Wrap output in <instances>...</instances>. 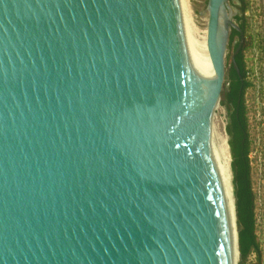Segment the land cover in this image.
Listing matches in <instances>:
<instances>
[{"label": "water", "instance_id": "95a60500", "mask_svg": "<svg viewBox=\"0 0 264 264\" xmlns=\"http://www.w3.org/2000/svg\"><path fill=\"white\" fill-rule=\"evenodd\" d=\"M229 2L203 78L182 0H0V264H236Z\"/></svg>", "mask_w": 264, "mask_h": 264}, {"label": "rangeland", "instance_id": "374dc122", "mask_svg": "<svg viewBox=\"0 0 264 264\" xmlns=\"http://www.w3.org/2000/svg\"><path fill=\"white\" fill-rule=\"evenodd\" d=\"M185 2L192 22L203 34L208 30L209 0H185ZM229 4L234 22L239 26L244 23L242 47H245L243 60L247 71L248 86L244 89L242 98L246 129L241 134L235 131L239 90L233 59L237 54L242 36L240 33H235L234 29L231 31L226 53L225 88L213 123L218 122L225 133L229 148L231 147L229 150L232 158L231 167L236 204L238 201L236 190L240 188L243 169L239 173V181H235L238 164L237 166L233 164L234 157L230 141L235 139L239 148L238 142L247 144L248 182L252 192V221L258 251L254 247H249L248 254L243 258L238 246L237 264H264V0H244V3L241 0H230ZM230 127H234L233 135ZM240 152L241 150H238L239 159L242 154ZM238 220H240V216H238ZM241 222L243 226L240 229L237 221L238 233L245 227L242 217Z\"/></svg>", "mask_w": 264, "mask_h": 264}, {"label": "trees", "instance_id": "16d2710c", "mask_svg": "<svg viewBox=\"0 0 264 264\" xmlns=\"http://www.w3.org/2000/svg\"><path fill=\"white\" fill-rule=\"evenodd\" d=\"M244 3V0H241ZM239 18V17H237ZM241 29L244 32V23L241 24ZM235 33H240L238 30H233ZM241 34V33H240ZM242 49L236 54L235 59L238 64L240 74L234 69V72L236 73L237 79H238V90H239V101L237 102L238 107V118L235 121V131L239 134L245 132L246 129V121H245V115H244V103H243V91L247 88L248 82L246 81L247 78V71L245 68V63L243 60V50ZM241 88H243L242 93L240 95ZM231 134L233 135L234 127H230ZM232 146V153L234 157L233 164H238V169L235 177V181H239V173L242 170V178H241V185L240 188L236 190V195L238 198L237 204H236V210H237V221L239 228H242V222L241 217L244 221V229L238 233L239 235V248L241 251V255L243 258L246 257V255L249 252V247H254L255 249L258 247V245L255 243V236H254V228H253V221H252V192L250 189V185L248 182V157H247V144L238 142L240 144L239 146L236 144L237 141L231 140L230 141ZM238 150H241L240 153V159L238 158ZM236 197V196H235ZM244 213H243V212ZM238 216H240V220H238ZM238 229V227H237ZM258 251V249H256Z\"/></svg>", "mask_w": 264, "mask_h": 264}, {"label": "bare ground", "instance_id": "6f19581e", "mask_svg": "<svg viewBox=\"0 0 264 264\" xmlns=\"http://www.w3.org/2000/svg\"><path fill=\"white\" fill-rule=\"evenodd\" d=\"M184 13L186 22L189 28V32L192 38V42L194 45V49L197 55V59L199 62V66L202 72L203 78H213L216 75V68L215 64L211 58L209 46H208V30L201 34L199 29L195 26V24L192 22L189 11L187 8V4L185 0H182ZM217 121V120H216ZM228 178V183L230 187L231 192V198H232V204H233V211H234V217H235V227H236V239H237V257L239 255V235L237 231V210H236V200L234 195V186H233V172L231 167V153L230 148L228 145L227 138L225 136L224 131L222 130L221 126L218 124V122L213 123L212 125ZM237 264V261H236Z\"/></svg>", "mask_w": 264, "mask_h": 264}]
</instances>
